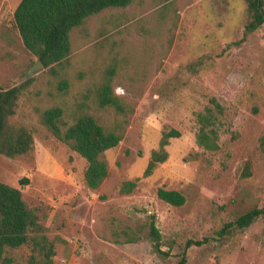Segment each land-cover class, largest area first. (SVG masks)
<instances>
[{
    "label": "rangeland",
    "instance_id": "rangeland-1",
    "mask_svg": "<svg viewBox=\"0 0 264 264\" xmlns=\"http://www.w3.org/2000/svg\"><path fill=\"white\" fill-rule=\"evenodd\" d=\"M19 2L0 0V90L28 83L12 120L32 131L34 146L25 155H0V183L19 189L36 210L54 244L53 263L176 264L186 241L209 238L186 251V264H264V218L213 238L225 223L264 208V26L242 40L243 0H133L105 9L71 30V54L56 75L40 68L25 82L36 58L14 26ZM111 68L127 112H98L105 126L121 124L122 139L105 152L108 175L93 191L83 179L85 160L51 136L35 108L59 106L71 123ZM62 81L67 88L59 89ZM210 99L223 108L210 127L216 150L196 137ZM171 131L180 135L169 139L166 161L144 176ZM128 181L135 187L121 193ZM158 189L181 193L185 203L163 202ZM151 216L168 257L147 238ZM123 231L139 239L128 243ZM29 253L26 246L9 251L6 264H25Z\"/></svg>",
    "mask_w": 264,
    "mask_h": 264
},
{
    "label": "trees",
    "instance_id": "trees-1",
    "mask_svg": "<svg viewBox=\"0 0 264 264\" xmlns=\"http://www.w3.org/2000/svg\"><path fill=\"white\" fill-rule=\"evenodd\" d=\"M133 0H20L13 12L14 26L19 33L24 48L40 62L42 68L56 75V68L64 63L71 54L70 33L80 27L89 17L105 9L124 8ZM246 7V23L242 40L264 26V0H243ZM115 68L104 71L95 83L91 92V105L83 107L69 123L64 118V110L59 106L35 108L39 121L51 136L65 144L86 162L83 174L85 185L90 190H97L108 175V164L105 152L116 147L122 139V126L116 122L110 128L105 126L98 112L113 110L117 116H124L127 108L112 87ZM28 83L0 90V155L13 158L25 155L33 150L32 131L24 124L12 120L19 105L23 89ZM64 81L58 84L59 89L67 88ZM213 107H208L197 116L199 131L197 143L208 149L216 150V133L210 127L215 125V112L222 114L223 108L215 99H210ZM121 123H126L122 119ZM177 131L164 132L159 141V149L152 151L144 176L152 173L159 163L167 159L165 147L169 139L179 137ZM246 176L249 175L246 168ZM29 180H19L21 186ZM135 182H123L121 193H129ZM157 197L174 207L185 203V197L173 190H157ZM264 218V208H253L225 223L216 233L215 240L229 236L233 231H244L258 219ZM147 238L151 241L153 251L160 257H168L163 251L161 235L156 227L154 216L148 224ZM126 242L131 243L139 238L123 231ZM209 238L188 240L176 264H186V251L190 247L208 244ZM26 246L29 255L25 264H54V244L41 232L35 209L28 207L19 189L0 183V264L10 262L7 253Z\"/></svg>",
    "mask_w": 264,
    "mask_h": 264
},
{
    "label": "water",
    "instance_id": "water-1",
    "mask_svg": "<svg viewBox=\"0 0 264 264\" xmlns=\"http://www.w3.org/2000/svg\"><path fill=\"white\" fill-rule=\"evenodd\" d=\"M40 68H42V65L38 60H36L34 65L29 68V70L26 72V75L22 78V81H27Z\"/></svg>",
    "mask_w": 264,
    "mask_h": 264
}]
</instances>
